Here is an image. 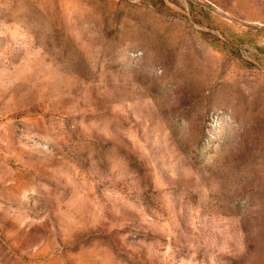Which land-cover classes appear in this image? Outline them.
<instances>
[{
  "label": "rangeland",
  "instance_id": "374dc122",
  "mask_svg": "<svg viewBox=\"0 0 264 264\" xmlns=\"http://www.w3.org/2000/svg\"><path fill=\"white\" fill-rule=\"evenodd\" d=\"M0 264H264V0H0Z\"/></svg>",
  "mask_w": 264,
  "mask_h": 264
}]
</instances>
